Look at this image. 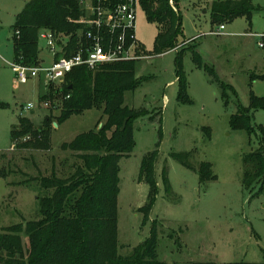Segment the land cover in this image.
<instances>
[{
	"label": "rangeland",
	"instance_id": "rangeland-1",
	"mask_svg": "<svg viewBox=\"0 0 264 264\" xmlns=\"http://www.w3.org/2000/svg\"><path fill=\"white\" fill-rule=\"evenodd\" d=\"M31 1L0 0V230L39 220L40 200L48 192L33 179L68 177L81 162L61 146L107 121L103 110L92 109L58 127L53 124L48 151L20 150L17 145L33 141L31 135L13 142L12 131L21 119L41 129L50 113L53 123L60 115V98L48 105L41 101L50 91L43 77L21 83L12 68L17 16ZM215 1L178 0L180 47L160 56L155 55L159 26L142 5L137 10L142 57L137 77L145 81L125 94V105L148 114L135 122L134 151L119 163L117 239L124 257L148 241L156 226L161 262L264 263V178L252 179L251 187L245 183L246 159L260 150L259 133L250 135L232 125L234 115L251 108L252 95L264 98V48L259 46L264 39V0H251L257 8L252 18L223 24L215 20ZM170 4L176 7L173 0ZM222 25L225 30L220 31ZM193 52L216 77L196 65ZM40 59L44 66L52 63L44 40ZM179 64L187 82L183 97ZM52 88L53 93L62 90L59 85ZM29 104L33 110L27 111ZM251 115L255 129L264 126V110H251ZM155 152L158 195L146 218L140 209L147 203L149 187L140 178L141 165ZM202 164H209L214 176L205 183L198 172ZM23 240L29 246L26 236Z\"/></svg>",
	"mask_w": 264,
	"mask_h": 264
},
{
	"label": "trees",
	"instance_id": "trees-1",
	"mask_svg": "<svg viewBox=\"0 0 264 264\" xmlns=\"http://www.w3.org/2000/svg\"><path fill=\"white\" fill-rule=\"evenodd\" d=\"M173 1L178 11L170 4L171 0H141L148 19L160 28L156 56L180 47L178 38L183 32L181 15L178 0ZM212 10L215 20L223 24L239 17L250 19L257 8L251 0H219L213 3ZM82 16L80 0H33L28 3L17 16L14 27V63L27 67L41 66L40 41L45 32L53 33L59 44L66 42L68 49L76 52L83 28L77 21ZM193 54L196 65L216 77L200 56L196 52ZM137 62L107 64L95 71L76 68L67 75L60 93H53V85H49L50 91L41 101L48 105L51 100L61 99L60 115L56 118L58 125L92 109L103 110L107 121L101 128L83 133L61 146L64 151L76 153L81 162L68 177L52 175L33 179L48 192L40 200V218L0 230V264H167L158 259L156 226L152 237L134 248L130 256L124 257L119 253V163L134 151L135 122L148 114L145 109L135 111L125 105V94L136 90L145 81V78L137 77ZM178 67L183 97L187 82L181 64ZM251 110H264V98L252 95L251 108L232 117L235 129H245L250 135L256 131L259 133L260 150L246 159L247 187L254 183L252 179L261 181L264 178V126L255 129L251 125ZM54 117L50 113L41 129L21 119L12 131L13 142L31 135L33 141L26 140L17 145L20 150H50L49 132ZM156 161L155 152L145 156L141 165L140 178L149 187L147 203L140 209L146 218L151 215L158 195ZM198 172L202 183L214 179L209 164H202ZM0 176L4 177V174L0 173ZM24 236L29 240L27 247Z\"/></svg>",
	"mask_w": 264,
	"mask_h": 264
},
{
	"label": "built area",
	"instance_id": "built-area-1",
	"mask_svg": "<svg viewBox=\"0 0 264 264\" xmlns=\"http://www.w3.org/2000/svg\"><path fill=\"white\" fill-rule=\"evenodd\" d=\"M80 4L83 16L77 23L83 28L76 52L68 49L66 42L59 44L53 33H42L52 63L39 67L12 65L21 83L43 77L50 86H62L67 75L76 68L95 71L107 64L142 59L136 39L137 10L141 0H80ZM223 30L224 25L220 27V31ZM259 46L264 48V39ZM25 110H33V106L29 104Z\"/></svg>",
	"mask_w": 264,
	"mask_h": 264
},
{
	"label": "water",
	"instance_id": "water-1",
	"mask_svg": "<svg viewBox=\"0 0 264 264\" xmlns=\"http://www.w3.org/2000/svg\"><path fill=\"white\" fill-rule=\"evenodd\" d=\"M55 127H58V124L57 123H54ZM102 127V126H101Z\"/></svg>",
	"mask_w": 264,
	"mask_h": 264
}]
</instances>
